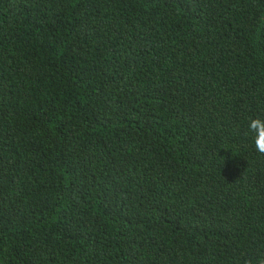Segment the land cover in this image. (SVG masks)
<instances>
[{
    "label": "trees",
    "instance_id": "trees-1",
    "mask_svg": "<svg viewBox=\"0 0 264 264\" xmlns=\"http://www.w3.org/2000/svg\"><path fill=\"white\" fill-rule=\"evenodd\" d=\"M264 0H0V264H260Z\"/></svg>",
    "mask_w": 264,
    "mask_h": 264
},
{
    "label": "clouds",
    "instance_id": "clouds-1",
    "mask_svg": "<svg viewBox=\"0 0 264 264\" xmlns=\"http://www.w3.org/2000/svg\"><path fill=\"white\" fill-rule=\"evenodd\" d=\"M248 132L252 134L256 151L264 155V119H251L248 123ZM260 264H264V261Z\"/></svg>",
    "mask_w": 264,
    "mask_h": 264
}]
</instances>
